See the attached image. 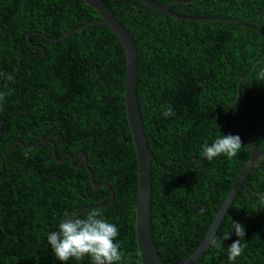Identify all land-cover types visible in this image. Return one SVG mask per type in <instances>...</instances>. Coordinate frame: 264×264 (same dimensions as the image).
<instances>
[{
  "label": "trees",
  "instance_id": "16d2710c",
  "mask_svg": "<svg viewBox=\"0 0 264 264\" xmlns=\"http://www.w3.org/2000/svg\"><path fill=\"white\" fill-rule=\"evenodd\" d=\"M101 1L137 50L151 234L163 264H176L199 246L249 157L243 147L231 159L201 156L205 140L226 134L230 105L226 125L264 152V0H176L169 9L213 21H180L136 0ZM99 21L82 0H0V264H76L55 258L48 234L75 212L110 200L105 188L92 189L83 165L57 162L53 151L56 159L71 155L75 166L84 152L94 182L112 190L111 204L100 210L119 230L118 264H141L124 52ZM168 105L174 115L165 117ZM262 201L264 158L221 219L216 245L210 242L196 264H264ZM231 222L245 230L233 261L227 248L239 237ZM81 261L92 264L88 256Z\"/></svg>",
  "mask_w": 264,
  "mask_h": 264
},
{
  "label": "water",
  "instance_id": "95a60500",
  "mask_svg": "<svg viewBox=\"0 0 264 264\" xmlns=\"http://www.w3.org/2000/svg\"><path fill=\"white\" fill-rule=\"evenodd\" d=\"M136 1L144 4L145 6H148L154 11L163 13L180 21H207V20L213 21L214 20V19L183 18L177 16L176 14H173L172 12L169 11V9L171 4L175 3L176 0H173L172 2L164 6L159 5L151 0H136ZM82 2L83 4L92 8L99 16L100 21L95 22L94 24L105 25L112 32V34L118 39V41L120 42L123 48L124 59H125V73H124V81H123L124 106H125V113L128 123V131L130 132L131 135V140L135 149V157L137 162L135 235H136L138 256L141 264H163L154 245L151 234V228H150V204H151V193H152L151 169H150V160L147 149V143L142 128V123H141L140 114L137 107V100H136L137 50L132 38L129 36L127 31L124 29L121 23L116 19V17L112 14L109 8L101 0H82ZM230 107L231 105L229 106V108L226 109L222 122L226 134L235 135V132L237 130L228 127L225 122L226 114L229 111ZM46 143L50 144L53 148V145L50 142H46ZM241 143L243 148L250 151L247 161L244 163L238 176L236 177L230 190L228 191L226 197L224 198L217 212L215 213L212 223L209 229L207 230L203 240L199 244V246L193 251V253L189 257L176 264H196L198 262V260L202 257L203 253L205 252L210 242L212 241L215 232L220 224V221L227 212L229 205L231 204L232 200L236 197L243 182L246 180L247 174L251 169L258 167V161L261 158H264V152L263 153L258 152L256 145L243 140H241ZM52 155L54 160L57 162H61L63 159L67 158L69 163L74 168H79L80 166L83 165L89 177L92 189L96 190L98 188H105L110 196V200L107 204L102 206L85 207L75 212L73 215L68 216L67 218L77 216L83 213L84 211L93 208L102 209L111 204L113 200V194L111 188L105 183L98 184L94 182L93 175L91 171L88 169L86 156L84 152L77 153L76 156L78 158V164L76 166L73 165L72 157L69 154L63 155L60 159H56L54 151ZM76 264H82L81 259L77 260Z\"/></svg>",
  "mask_w": 264,
  "mask_h": 264
},
{
  "label": "clouds",
  "instance_id": "9594fccd",
  "mask_svg": "<svg viewBox=\"0 0 264 264\" xmlns=\"http://www.w3.org/2000/svg\"><path fill=\"white\" fill-rule=\"evenodd\" d=\"M259 76L264 80V70H261ZM3 99L4 94L0 93V101ZM163 115L165 117L174 115L171 105L167 106ZM241 147L239 135L222 134L211 143L205 140L201 145V156L208 161L220 155L231 159L237 155ZM203 212L204 209H201V214ZM231 228L239 237L227 248L228 259L233 261L243 252L240 238L245 236V230L239 222H231ZM228 233L223 236V239L229 238ZM118 235L117 226L108 222L100 209L93 208L88 210L83 217L77 215L62 220L58 225V231L48 234L47 242L55 258L61 262H67L71 258L80 260L88 256L92 264H118L123 259V253L120 251L121 245L114 242ZM211 243L216 245V239L213 238Z\"/></svg>",
  "mask_w": 264,
  "mask_h": 264
}]
</instances>
